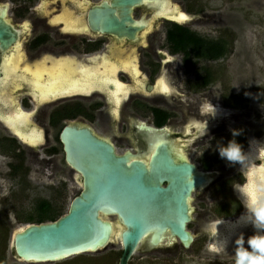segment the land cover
Wrapping results in <instances>:
<instances>
[{
    "label": "flooded vegetation",
    "instance_id": "1",
    "mask_svg": "<svg viewBox=\"0 0 264 264\" xmlns=\"http://www.w3.org/2000/svg\"><path fill=\"white\" fill-rule=\"evenodd\" d=\"M112 2L114 0H0V19L14 30L13 36L0 42V143L9 145L11 173L20 169L25 175L29 171L25 149L28 147L35 160L53 161L43 166V171L47 167H52L56 174L64 171L66 176L58 183L71 191V203L83 189V178L66 158L61 138L65 128L88 129L98 139L109 143L116 155H126L129 160L140 159L147 167L152 156L163 147L174 161L190 162L206 179L191 190L187 200L189 221L186 229L193 239L185 247L166 229L160 245L151 246L148 239L142 243L143 247L140 245L139 251L161 248L176 253L179 248L189 249L203 224L209 226L210 250L225 256L234 254L235 242L241 236L244 246L249 247L247 229L251 230V236L264 234V228H257L250 220H239L241 216L251 215L245 204L250 199L245 195L250 168L245 162L241 164L247 174V182L241 190H235V186L242 182L233 176L222 178L223 172L218 169L226 168L225 173L231 171L223 167L230 162L220 157L219 148L231 140L243 148L246 139L243 126L233 127L234 118L240 122L246 120L234 110L240 107L229 101L232 90L229 92L225 87L218 99L215 87L219 79L216 63L231 53L232 33L220 30L216 36H210L202 32L201 22L211 21L216 28L220 20L216 10L207 13L201 5L191 7L188 3L175 4L173 0H145L134 5L131 15L135 19V34L131 37L96 29L90 21V12L107 6L118 14L120 7ZM161 9L167 10V14L160 13ZM179 12L187 19L177 20L174 16ZM197 14L201 16H194ZM193 22L200 23L194 25ZM184 30L193 38H177ZM217 44L224 45L220 53ZM11 58L20 60L15 71L8 65ZM59 64L75 68L69 76L71 82L77 81V88L74 90L69 82L61 80L63 91L44 96L42 88L50 82L48 74H43L39 84L31 74L41 66L48 72ZM81 67L98 73L95 82L84 88ZM108 69H113L114 73L109 72L108 77L101 80L102 72ZM211 104L217 109L215 115H211ZM21 118L24 124H19ZM11 121L16 125L10 124ZM49 128L54 130L53 138L48 134ZM234 129L239 135L233 136ZM30 137H36L34 143ZM251 141L247 142L245 153ZM43 145L47 146L41 155L39 146ZM206 145L210 146L200 151L198 161L191 160L192 153L196 152L194 149ZM59 155H62V163L56 161ZM257 157L263 159V164L255 166H264V154ZM237 177L242 178L240 171ZM73 183L79 188L77 194H73ZM167 185V181L162 182V186ZM198 203L208 207L202 208ZM44 208L53 215L48 220H55L50 202L40 199L34 208L37 221L26 224L40 223ZM101 216L110 220L117 218L116 214L101 213ZM2 219L1 238L2 231L7 236L11 226L7 213ZM222 243L224 250L215 251ZM112 245H116L121 254V247ZM5 248H0L3 256ZM8 250L12 252L10 240ZM12 256L15 258L13 252Z\"/></svg>",
    "mask_w": 264,
    "mask_h": 264
},
{
    "label": "water",
    "instance_id": "2",
    "mask_svg": "<svg viewBox=\"0 0 264 264\" xmlns=\"http://www.w3.org/2000/svg\"><path fill=\"white\" fill-rule=\"evenodd\" d=\"M144 1L114 0L112 4L120 7L118 14L107 6L95 8L90 21L96 29L131 37L135 34L132 7ZM13 35L14 30L1 18L0 42ZM61 138L67 160L82 175L83 189L65 214L53 221L28 223L11 235L15 259L57 262L117 244L121 247L118 264H128L146 240L151 246L160 245L166 229L189 246L193 237L186 229L187 200L191 190L206 180L193 164L177 163L160 147L147 167L140 159L116 155L109 143L84 128H65ZM163 181L168 185L162 186ZM101 213L117 218L110 220Z\"/></svg>",
    "mask_w": 264,
    "mask_h": 264
},
{
    "label": "rangeland",
    "instance_id": "3",
    "mask_svg": "<svg viewBox=\"0 0 264 264\" xmlns=\"http://www.w3.org/2000/svg\"><path fill=\"white\" fill-rule=\"evenodd\" d=\"M173 2L183 5L188 3L191 7L201 5L207 13L216 10L217 19H220L216 28L211 21L201 22L202 32L210 36H216L220 30L232 33L234 42L231 53L228 58L216 63L219 78L215 83L217 98L219 92L225 87L229 92L232 90L229 101L240 107L234 108V110L235 112L239 111L246 120L240 122V119L234 118L233 124L234 128L241 125L246 131L243 151L247 148L248 141L264 142V0H173ZM209 16L207 14V17ZM199 23L195 22L194 25ZM159 29L162 30V27L160 26ZM48 134L53 138L54 130L49 128ZM45 146L47 145L39 146L41 155L44 154ZM209 146L195 148L196 152L192 153L191 160L198 161L200 151H205V148H209ZM8 149V143H0V220H3L2 216L7 213L11 222L7 236L5 231L1 233L4 236L0 237L2 239L0 248H6L5 256L0 250V264H118L120 250L116 245H109L106 249L97 252H88L57 262L28 263L13 258L12 252L8 250L11 234L26 225L27 222L37 221L38 215L34 208L38 201L47 199L55 211L54 218L56 219L66 213L72 196L70 195L71 191L63 186L60 187L58 183L61 177L66 176L64 171L59 170L56 174L52 167H47L43 171V166H49V163L51 165L53 161L51 159L35 160L34 153L28 147L25 149L28 154L27 163L30 164L28 165L29 171L25 175L20 169H17L14 174L11 173L8 162L12 161V156ZM56 161L62 163V155L57 156ZM241 164L239 162L226 164L227 166L223 167L231 170L226 173V168L218 167L223 172L222 178L228 175L233 176L236 181L242 182L236 184L235 190H241L247 182L246 169H243ZM255 164H263V159L257 157ZM239 171L242 174L241 179L237 177ZM73 185L75 186L73 194H77L79 188L75 183ZM56 186L59 187L56 188ZM212 201L210 200L211 204ZM195 202L197 203V200ZM200 207L208 206L203 203L200 204ZM245 208L244 210H246ZM46 221L50 220L46 218ZM208 228L207 224H203L200 231L196 233L191 247L189 249L179 248L176 253L161 248L140 252L142 244V247H138L132 255L129 264H235V253L225 256L210 250ZM192 229L194 228L192 227ZM246 235L251 236L250 229H247Z\"/></svg>",
    "mask_w": 264,
    "mask_h": 264
},
{
    "label": "bare ground",
    "instance_id": "4",
    "mask_svg": "<svg viewBox=\"0 0 264 264\" xmlns=\"http://www.w3.org/2000/svg\"><path fill=\"white\" fill-rule=\"evenodd\" d=\"M160 13L163 14H167V10L165 9H161ZM185 16L186 15L183 12H179L177 15H175L174 17L177 20H186V19H181V16ZM19 59H13L11 58L8 61V65L10 66V69L12 71H15L17 69V66L19 64ZM66 65L63 64H59L56 66V69H52L50 71L47 72L46 68L41 66L39 67L40 69H38V71L32 72V77L36 80V84H39L41 78L43 77L44 73L48 74V80L50 81L48 84L43 85V86H47L46 88H42L43 90V95L46 96L48 94L54 93V92H59V91H63L62 90V86L61 84L63 83V81H67L70 83V86L75 90L77 87V81H72L70 79V74H73L75 72V68L70 66V67H65ZM79 71L81 73L80 79L83 78V88L87 85H91L95 82L96 78H98V73L95 70H87L85 68H79ZM114 73V70L112 69V71L108 70H104L102 72L103 76L100 77L101 80L106 79L108 77V74ZM135 73H137V69H135ZM79 79V80H80ZM61 80H63L61 82ZM79 82V81H78ZM118 87L121 86V84L119 82L116 83ZM81 87V84H80ZM24 118H21L19 120V124H24ZM10 124L14 125L15 122L11 121ZM16 125V124H15ZM30 141H32L33 143L36 140V137H30L29 138ZM257 141H251V146L248 150L247 153H250V159L245 161V165L248 166L250 168L249 172H248V176H249V181L247 184V189H248V195L249 198L253 195H259V190L260 189H264V166L262 167H256L254 160L257 157V155L255 154V147H256ZM264 154V151H262L259 155ZM202 173V172H200ZM203 174V173H202ZM108 216V215H106ZM244 217L241 216L239 218V220L243 219ZM249 219H251V215H249L248 217ZM165 237V236H164Z\"/></svg>",
    "mask_w": 264,
    "mask_h": 264
},
{
    "label": "clouds",
    "instance_id": "5",
    "mask_svg": "<svg viewBox=\"0 0 264 264\" xmlns=\"http://www.w3.org/2000/svg\"><path fill=\"white\" fill-rule=\"evenodd\" d=\"M211 115L216 114V107L211 104ZM239 135L237 131H233V136ZM264 151V142H257L255 147V154ZM219 155L221 158L226 159L232 163H244L250 159V153L243 151L242 145L235 140L229 141L226 145L219 148ZM247 196L248 193L246 192ZM246 207L249 209L251 219L244 217L243 219L250 220L257 228H264V189L259 190V195L250 197ZM237 248L235 250V264H264V234H254L248 238L249 247L244 246L243 237L236 240ZM215 251L224 250V244H219Z\"/></svg>",
    "mask_w": 264,
    "mask_h": 264
},
{
    "label": "trees",
    "instance_id": "6",
    "mask_svg": "<svg viewBox=\"0 0 264 264\" xmlns=\"http://www.w3.org/2000/svg\"><path fill=\"white\" fill-rule=\"evenodd\" d=\"M177 38L179 39H191L193 38V36H191L190 34L187 33V31H180L178 34H177ZM217 48H218V53H220L222 51V49L224 48V45L223 44H217ZM51 213V212H50ZM49 213V209H42V212H41V217L39 218V222H43L46 218L47 219H52L53 218V215H51Z\"/></svg>",
    "mask_w": 264,
    "mask_h": 264
},
{
    "label": "snow or ice",
    "instance_id": "7",
    "mask_svg": "<svg viewBox=\"0 0 264 264\" xmlns=\"http://www.w3.org/2000/svg\"><path fill=\"white\" fill-rule=\"evenodd\" d=\"M181 19H187V17H185V16H181ZM167 89H165V91H166Z\"/></svg>",
    "mask_w": 264,
    "mask_h": 264
}]
</instances>
